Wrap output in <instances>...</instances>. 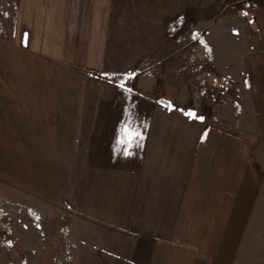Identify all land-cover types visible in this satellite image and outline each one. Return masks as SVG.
<instances>
[{"label": "rangeland", "instance_id": "rangeland-1", "mask_svg": "<svg viewBox=\"0 0 264 264\" xmlns=\"http://www.w3.org/2000/svg\"><path fill=\"white\" fill-rule=\"evenodd\" d=\"M222 3L114 1L101 60L57 26L73 0H0V264H264V114L208 59Z\"/></svg>", "mask_w": 264, "mask_h": 264}, {"label": "crops", "instance_id": "crops-1", "mask_svg": "<svg viewBox=\"0 0 264 264\" xmlns=\"http://www.w3.org/2000/svg\"><path fill=\"white\" fill-rule=\"evenodd\" d=\"M67 1L44 0V3L51 9L56 8V17L63 19ZM114 1L129 0H73L71 16L76 20L71 25L61 20L57 26L71 27L74 35H78L75 40L87 44L89 58L105 60L111 35L118 31V26L114 28ZM221 1L223 9L206 30L205 41L212 52L208 59L219 73L248 82L247 96L254 112L264 114V0L260 3L257 0ZM117 17L122 18L123 14Z\"/></svg>", "mask_w": 264, "mask_h": 264}]
</instances>
